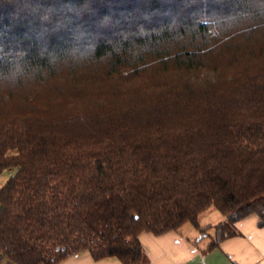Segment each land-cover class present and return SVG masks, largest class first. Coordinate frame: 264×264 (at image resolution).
<instances>
[{"label": "trees", "instance_id": "obj_1", "mask_svg": "<svg viewBox=\"0 0 264 264\" xmlns=\"http://www.w3.org/2000/svg\"><path fill=\"white\" fill-rule=\"evenodd\" d=\"M0 264L87 250L217 209L264 226V0H0Z\"/></svg>", "mask_w": 264, "mask_h": 264}, {"label": "crops", "instance_id": "obj_2", "mask_svg": "<svg viewBox=\"0 0 264 264\" xmlns=\"http://www.w3.org/2000/svg\"><path fill=\"white\" fill-rule=\"evenodd\" d=\"M217 210L208 209L199 218L201 228L224 219ZM209 218H214L210 221ZM251 213L235 223L236 233L225 236L212 246L214 228L201 235L191 224L161 234L143 231L139 235L144 264H264V226ZM55 264H122L115 256L93 259L89 251L77 252Z\"/></svg>", "mask_w": 264, "mask_h": 264}, {"label": "rangeland", "instance_id": "obj_3", "mask_svg": "<svg viewBox=\"0 0 264 264\" xmlns=\"http://www.w3.org/2000/svg\"><path fill=\"white\" fill-rule=\"evenodd\" d=\"M14 172H15V169H13V168H11V169H6V170H4L1 174H0V187L7 181V179L11 176V175H13L14 174ZM208 209H212V210H215L214 208H212V207H210V208H207L206 210H204L203 212H206V211H208ZM217 210V209H216ZM202 212V213H203ZM217 213H218V210L216 211ZM202 213H200L199 214V216H198V219H197V221H198V224H199V218H200V215L202 214ZM222 214V213H221ZM210 219V221H213V219L214 218H209ZM224 220V219H223ZM188 223V222H187ZM219 223V222H218ZM217 223V224H218ZM188 224H190V223H188ZM183 225V224H182ZM181 225V226H182ZM192 225V224H191ZM199 227L201 228V225L199 224ZM203 228H205V231H204V233H202V232H200V230H199V228H196V229H198V231L200 232V234L201 235H204V234H206V231L207 230H209L210 228H213L212 226H206V227H203ZM214 230V229H213ZM145 259V258H144ZM8 264H14V263H11V262H9ZM143 264H144V262H143Z\"/></svg>", "mask_w": 264, "mask_h": 264}]
</instances>
